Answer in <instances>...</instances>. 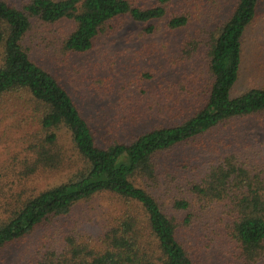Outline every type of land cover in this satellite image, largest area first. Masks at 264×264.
<instances>
[{"label":"trees","instance_id":"obj_1","mask_svg":"<svg viewBox=\"0 0 264 264\" xmlns=\"http://www.w3.org/2000/svg\"><path fill=\"white\" fill-rule=\"evenodd\" d=\"M154 1L153 7L142 8L133 0H25L20 5L0 0V98L27 93L46 134L43 143L33 148L31 173L63 164V152L57 147L61 132L71 137L79 165L66 182L26 199L13 198L6 207L7 218L0 223V253L24 241L48 220L68 216L79 203L105 194L121 202L122 210L98 242L69 237L60 254L49 252L38 264H195L179 238L181 222L169 217L139 181H157L159 155L232 120L264 117V86L233 95L242 78L245 37L259 18L264 0H233L228 11L223 10V0H185L192 4V11L183 9L173 15L167 27L181 30L198 24L184 37L177 61H188L205 49L210 81L204 102L181 123L153 128L130 143H99L98 133L71 93L54 74L35 63L23 45L33 20L49 24L70 20L75 31L65 41L64 51L90 52L118 18L140 23L163 20L172 0ZM155 29L151 26L146 33ZM3 184L0 171V193ZM189 190L202 210L225 203L227 233L237 245L241 264L264 261V177L230 157L211 166L201 183L191 184ZM174 206L189 210L191 203L184 199ZM189 218L183 226L190 223Z\"/></svg>","mask_w":264,"mask_h":264},{"label":"rangeland","instance_id":"obj_2","mask_svg":"<svg viewBox=\"0 0 264 264\" xmlns=\"http://www.w3.org/2000/svg\"><path fill=\"white\" fill-rule=\"evenodd\" d=\"M9 1L20 5L25 0ZM223 1V10L228 11L233 0ZM133 2L142 8L155 5L154 0ZM183 9L192 11V4L172 0L163 20L140 23L130 17L118 18L98 37L94 49L83 54L64 51L65 41L75 31L73 21L49 24L33 20L23 45L31 59L71 93L98 133L99 143H130L153 128L181 123L204 102L210 81L205 49L188 61H177L184 37L198 24L181 30L167 27L169 19ZM260 10L245 37L243 73L234 96L264 86V2ZM151 26L156 29L147 34ZM29 101L27 93L0 98V171L4 176L0 223L7 218L6 207L15 196L26 199L62 184L79 166L71 137L61 132L57 147L63 152V164L31 173L33 148L43 143L46 134ZM230 157L252 174L264 177V117L232 120L159 155L157 181H139L169 217L181 222L178 235L195 264H241L237 245L227 233L225 203L202 210L189 190L191 184L201 183L211 166ZM184 199L191 208L176 209L175 202ZM121 210V202L110 195L81 202L68 216L48 220L24 241L0 253V264H38L49 252L60 254L69 237L97 243ZM188 218L190 223L183 226Z\"/></svg>","mask_w":264,"mask_h":264}]
</instances>
